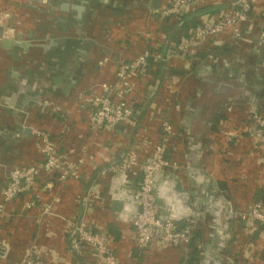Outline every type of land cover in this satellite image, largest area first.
Returning <instances> with one entry per match:
<instances>
[{
    "label": "crops",
    "instance_id": "1",
    "mask_svg": "<svg viewBox=\"0 0 264 264\" xmlns=\"http://www.w3.org/2000/svg\"><path fill=\"white\" fill-rule=\"evenodd\" d=\"M40 1L0 0V8L3 4L11 12L8 26L16 30L12 36L0 26V189L11 169L41 158L27 126L51 134L65 165L75 164L78 158L83 164L78 178L45 180L49 186H43L41 202L57 197L50 214L40 216L30 210L20 218H0V241L5 239L11 249L9 260L0 264L19 260L32 243L43 254L40 264H95L89 250L84 249L78 259L68 247L66 229L76 217H84L107 235L119 264H188L190 250L185 246L162 249L155 245L139 259L131 255L135 245L130 221L136 209L132 192L140 174L103 172L133 145L141 158L148 155L163 118H169L178 132L168 155L181 169L167 168L156 175L160 215L180 223L195 220L201 228L196 264H264L257 251L246 250L251 237L244 222L242 226L231 212L247 210L257 189L264 187V151L246 130L252 111L264 102V88L252 84V65L257 57L264 58V45L258 44L261 49L257 45L258 56L252 54V44L232 41L225 51L217 46L223 42L209 41L202 47L203 55H208L205 59L168 56L160 61L158 79H133L135 91L128 98L133 107L145 108L138 126L122 123L111 131L93 132L79 94L112 80L119 61L141 53L145 40L141 32L150 31L155 44L152 30L157 18L149 9L156 0H69L84 6L79 26L75 11H42ZM205 1L214 13L231 2ZM162 3L159 0V6ZM252 4V12L264 16V0ZM1 38L26 46L4 48ZM149 70H157L156 64ZM173 75L182 80L177 103L171 104L168 79ZM230 132L239 134L228 140ZM19 202L12 205L11 213L19 210ZM112 203L119 206L112 210ZM110 223L118 239L110 233ZM260 230L257 250L264 247V229Z\"/></svg>",
    "mask_w": 264,
    "mask_h": 264
},
{
    "label": "built area",
    "instance_id": "2",
    "mask_svg": "<svg viewBox=\"0 0 264 264\" xmlns=\"http://www.w3.org/2000/svg\"><path fill=\"white\" fill-rule=\"evenodd\" d=\"M218 1L213 0V2ZM230 1L226 8L217 13L209 16L197 15L195 17L196 24L192 28L178 29L183 41L173 49L168 48L166 45L167 35L161 30H157V26L152 30L156 31L155 44L150 41L152 39L150 31L141 32L145 39L143 42L144 50L132 59L119 61L112 80L101 81L97 84L96 90L82 94L80 103L88 110L87 119L91 130L93 132L111 131L122 123H128L132 127L138 126L139 122H135L133 118L137 112L128 97L135 91L133 79H142L147 76L150 56L156 60L164 61L171 55L184 58L188 52L206 46L209 41L218 43L249 40L248 34L252 32L257 34L258 41L264 40V24L254 25L250 15V12L252 14L254 11L252 4L254 0ZM205 2V0H170L157 8L151 7L149 12L158 18L157 21H162L165 18L179 21L181 17L190 15L196 8L203 6ZM3 23L1 22L0 26L6 27L7 25ZM3 31L9 34L13 32V28H5ZM148 45L156 50L150 52L146 47ZM168 80L170 86L169 100L171 104L177 103L178 88L182 76L173 75ZM159 127L158 140L148 155L141 158L137 146L133 145L115 162L109 163L103 169L104 173L116 174L132 171L140 174L138 186L132 192L136 209L130 224L133 229L135 249L141 254L155 245L162 249L181 246L187 248L191 239V230L197 226L195 220L187 219L180 223L173 219L163 218L159 213L155 195L156 175L167 168L176 171L181 169V164L168 155L178 132H176L169 118H163ZM246 130L252 137L253 143L264 151V115L252 111L251 125ZM31 134L41 158L37 162L15 167L7 173V181L0 189V218L7 219L11 216L20 218L26 215V211L30 210H37L40 216L50 214L57 197L49 202H41L42 188L49 184L44 183L45 180L56 178L60 182L80 176L79 168L83 164V159L78 158L75 164L67 166L63 163V158L58 152L57 142L47 130L32 127ZM238 134L230 132L227 134V139L236 138ZM17 200H20L19 210L16 209L17 211L11 213L10 211L13 209L9 206L14 205ZM232 211L240 220H243L249 238L259 226L264 229V205L261 201L251 202L245 211ZM66 233H74V250L79 254L84 249L89 250L88 252H91L90 254L95 258V264H119L116 256L109 249L107 235L94 229L84 217L74 218L67 227ZM255 241L248 242L246 250L248 249L249 252L257 251L259 256L263 247H259L257 250V247L254 246ZM198 243L200 244V242ZM6 247H8L6 240L1 239L0 249L3 254L0 255V258L7 254ZM249 254L245 255L248 259ZM41 259H43V254L40 253V250H36L32 243L25 248L19 260L9 264H40Z\"/></svg>",
    "mask_w": 264,
    "mask_h": 264
},
{
    "label": "trees",
    "instance_id": "3",
    "mask_svg": "<svg viewBox=\"0 0 264 264\" xmlns=\"http://www.w3.org/2000/svg\"><path fill=\"white\" fill-rule=\"evenodd\" d=\"M169 1L170 0H163V3H168ZM214 11H215V9L212 6L203 5V6H200V7L196 8L194 10V12H192V14L187 15L185 17L184 16L181 17L179 19V21L170 20L169 18L168 19L165 18L162 21H158L156 23L157 28H158L157 30H161L162 32L166 33V35H167L166 45L168 46V48L173 49L174 47H176L177 44H179L180 42L183 41L182 37L180 36V33L178 32V29H180V28H192L196 24V21L194 20V17L196 15L209 16V15H212L214 13ZM250 15L253 18L254 25H258V24L260 25L261 24V23H259V21H260L259 18L261 19V21L264 20V16H261L260 14L258 16H256L253 13L251 14V12H250ZM248 38H249V40H245L244 39V40H239V41H236V42L238 44L239 43L252 44V51H253L252 53H254L255 56H257V54L260 51V50H258L259 49L258 46L264 45V40L258 41L259 39H257V34L255 32H252V33L248 34ZM258 44H260V45H258ZM217 46L220 48V50L225 51L228 48V42L218 43ZM146 47L148 48V50L150 52L156 50V49L152 48L149 45L146 46ZM164 48H166V47H164ZM194 56H197L198 59H201V58L205 59V58L208 57V55H205V56L203 55V48L202 47L201 48H197L194 52L193 51L192 52H188V54L185 56V58L186 57L192 58ZM160 61H163V60H161V59H157L156 60L152 56L149 57L148 67L151 64H156L157 70L153 71V70H149V68H148V71H147V76L148 77H155V78L158 79L159 70L161 69V65L163 64V62H160ZM178 74L183 75L182 72L178 73ZM136 108L138 110H136ZM144 109L145 108L142 105H139V104H135L134 105V110L137 111V113H135L134 116H133V118L135 119V122H139V118L141 117V114L143 113ZM256 112L258 114L264 115V102H262V104L259 105V107H258ZM159 126H160V123H159ZM159 133H160V127H158V136H157L156 140H158ZM151 140L153 141L152 138H151ZM263 189H264L263 186H260L257 189V191L255 193V196L253 198V201H261L263 203V205H264V196L261 195V194H263L262 193ZM9 207L11 208L12 205H10ZM8 219H11V217H9ZM109 229H110V233H112L115 236V238L118 239L119 235H118L117 232L113 231V224L112 223L109 224ZM260 229H263V227L259 226L258 229L253 232L250 241L251 240L253 241V240H255L257 238V233H258V231ZM73 235H74V233H66L68 247L74 252L76 257L79 259L80 258V254L78 252H76L74 250V248H73ZM202 238H203V232L201 231V228L199 226H195V228H193L191 230V239H190L189 244L187 245V248L190 250V252H189L190 256H189V259H188V261H189L188 264H196L195 260H197V255L199 253V248L197 246V242H201ZM6 248H7V254L5 255V257L0 258V261H5L6 259L9 260L8 256H9V252L11 250L10 249V245H8V247H6ZM1 254H3V253H2V250L0 249V255ZM131 255L132 256L135 255V257H137L138 259L142 256V254L139 253L137 251V249H134V250L132 249ZM259 257L262 260H264V247L260 251ZM263 263H264V261H263Z\"/></svg>",
    "mask_w": 264,
    "mask_h": 264
},
{
    "label": "rangeland",
    "instance_id": "4",
    "mask_svg": "<svg viewBox=\"0 0 264 264\" xmlns=\"http://www.w3.org/2000/svg\"><path fill=\"white\" fill-rule=\"evenodd\" d=\"M1 5H2V7L0 8V23L5 21L6 22L5 24L7 25L6 29H8V27H9L8 26L9 25L8 20L11 17V12L6 11V9L4 8L5 6L3 4H1ZM2 8H4V9H2ZM11 28H12V26L9 27V29H11ZM136 28H137V26H135V25L132 26L133 30ZM138 29L141 31L140 28H138ZM143 31H144V27H143ZM144 32H148V31H144ZM259 48L261 49L262 46H259ZM258 54H260V52ZM258 54H257V56H258ZM263 61H264V58L259 56V57H257V63L255 65H252V76H253L252 77V84H254V86H256V87H261V88H264V63H263ZM263 91H264V89H263ZM256 92H258V90H256L253 94L256 95L255 94ZM81 96H82V93L79 94V99H81ZM242 224H243V220H241V225ZM208 254L212 255L213 253L209 252ZM244 259H246L245 256H244Z\"/></svg>",
    "mask_w": 264,
    "mask_h": 264
},
{
    "label": "water",
    "instance_id": "5",
    "mask_svg": "<svg viewBox=\"0 0 264 264\" xmlns=\"http://www.w3.org/2000/svg\"><path fill=\"white\" fill-rule=\"evenodd\" d=\"M58 7L61 11H65V12H68L70 10L75 11L76 19L78 21V26L81 24L80 23L81 18H82L81 15H82V11L84 10V6L79 5V4L69 3V0H68L67 2H61ZM58 7H53V9H57ZM153 7L154 8L159 7V0H156L155 2H153ZM13 44L19 45L21 47L26 46V43H23V42L15 41V40L8 39V38H1V45L4 48H10ZM115 206L118 207L119 203H112L111 204L112 210L115 208Z\"/></svg>",
    "mask_w": 264,
    "mask_h": 264
},
{
    "label": "flooded vegetation",
    "instance_id": "6",
    "mask_svg": "<svg viewBox=\"0 0 264 264\" xmlns=\"http://www.w3.org/2000/svg\"><path fill=\"white\" fill-rule=\"evenodd\" d=\"M40 1V0H39ZM60 0H41V4H38V6L40 7V9L42 8V11H51L53 14H56V13H59L61 10L59 9V2ZM53 7H58L57 9H53ZM45 17L46 18H49L48 16H46L45 14ZM13 35H16V30L14 29L13 32H12V36ZM51 36V35H50ZM44 47V45H43ZM31 127V126H30ZM28 128L27 126V129L30 130L31 132V128Z\"/></svg>",
    "mask_w": 264,
    "mask_h": 264
}]
</instances>
